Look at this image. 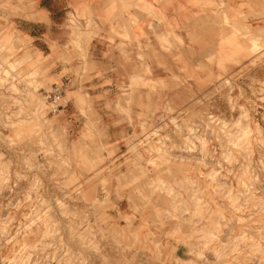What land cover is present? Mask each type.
Segmentation results:
<instances>
[{
    "label": "rangeland",
    "instance_id": "374dc122",
    "mask_svg": "<svg viewBox=\"0 0 264 264\" xmlns=\"http://www.w3.org/2000/svg\"><path fill=\"white\" fill-rule=\"evenodd\" d=\"M219 7L220 28L155 32L170 78L120 84L114 126L67 83L47 97L54 63L0 24V264H264V0Z\"/></svg>",
    "mask_w": 264,
    "mask_h": 264
},
{
    "label": "crops",
    "instance_id": "0c3cea01",
    "mask_svg": "<svg viewBox=\"0 0 264 264\" xmlns=\"http://www.w3.org/2000/svg\"><path fill=\"white\" fill-rule=\"evenodd\" d=\"M219 2L220 0H32L30 5L12 9H3L0 5V24L4 29L20 32L27 40L28 47L42 61L54 63L50 68L55 70L54 73L51 72L52 87L59 82L67 83L66 88L71 97L80 93L88 95L100 120L106 125L108 121L110 126H114L126 123L114 111L118 104L126 107L123 97L125 93L119 91L120 84L128 85L132 77H148L156 81L170 78V74L164 73V68L158 62L173 61V37L167 43L163 38L157 37L155 32L174 31L186 40L189 37L187 30L197 28L194 27L195 23L210 17L215 26L220 28ZM72 16L85 33H92L88 41L82 44L84 54L91 64L88 71L82 70L81 65L77 64L82 62V58L72 43ZM178 49L180 54L187 53L186 47ZM141 56H144V63L149 65L150 74L142 73ZM125 57L131 62V66L118 67L114 64ZM67 61L76 64L67 67L69 71L66 72L64 63ZM73 115L81 116L78 120L83 118L78 111H74Z\"/></svg>",
    "mask_w": 264,
    "mask_h": 264
},
{
    "label": "built area",
    "instance_id": "2783aa9c",
    "mask_svg": "<svg viewBox=\"0 0 264 264\" xmlns=\"http://www.w3.org/2000/svg\"><path fill=\"white\" fill-rule=\"evenodd\" d=\"M62 94H63V87L56 84L54 85V88L51 91V93L47 95V97L49 98L53 97L54 101H57V99H59V97H61Z\"/></svg>",
    "mask_w": 264,
    "mask_h": 264
},
{
    "label": "bare ground",
    "instance_id": "6f19581e",
    "mask_svg": "<svg viewBox=\"0 0 264 264\" xmlns=\"http://www.w3.org/2000/svg\"><path fill=\"white\" fill-rule=\"evenodd\" d=\"M223 17V16H222ZM224 23V22H223ZM256 50V49H255Z\"/></svg>",
    "mask_w": 264,
    "mask_h": 264
}]
</instances>
